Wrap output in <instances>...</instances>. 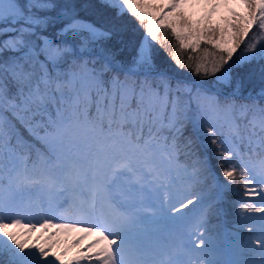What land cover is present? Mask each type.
I'll return each instance as SVG.
<instances>
[{
	"label": "snow or ice",
	"instance_id": "obj_1",
	"mask_svg": "<svg viewBox=\"0 0 264 264\" xmlns=\"http://www.w3.org/2000/svg\"><path fill=\"white\" fill-rule=\"evenodd\" d=\"M180 4L0 0V264H264V0L228 29ZM162 25L217 51L169 64Z\"/></svg>",
	"mask_w": 264,
	"mask_h": 264
},
{
	"label": "rangeland",
	"instance_id": "obj_2",
	"mask_svg": "<svg viewBox=\"0 0 264 264\" xmlns=\"http://www.w3.org/2000/svg\"><path fill=\"white\" fill-rule=\"evenodd\" d=\"M152 2L157 5H167L168 4V0H152ZM182 3H184L185 5L182 6ZM181 7L183 10L181 9ZM164 10L167 11L166 8ZM234 12L241 13V14H244L246 12V9L241 4V0H181L179 9H176L175 12L169 13V16L172 17L173 20L176 21L178 30H181L179 27L181 23V21L179 20L180 16H183L185 19H187V21L192 25L193 29H204L208 26H211L214 28H220V29H228L230 22H234V19H235L233 16ZM162 27H165V26L162 25ZM182 31L186 32L187 29H183ZM250 32L251 30L249 31V34ZM217 35H219V33H217ZM244 39H245V42H247L248 38L245 37ZM190 42H194V40L186 41V43H190ZM203 46H205L206 48H204ZM225 46H231V45L228 44ZM200 48L204 50L207 49L209 53V56H208L209 60L212 59L211 53L217 51L211 45H208L206 43V39L201 40ZM243 48H244V44H241L240 48H238L235 54L233 55V59H235L236 56L239 55L240 52H242ZM186 49H190V48H186ZM197 50H195L194 52L196 53ZM195 63H192L193 66L195 65ZM195 82L196 81H194L193 83ZM181 159L183 160L184 158L182 157ZM189 161L191 163L192 160L190 159ZM54 222H60V221H54ZM79 235L80 234L75 233V232L61 234V236L66 237V239L63 240L65 242H67V240L71 241V239L75 237L79 238ZM87 242L88 241L85 240L83 244L86 245ZM74 245H75V242L71 243L70 245L68 244V247L65 246L64 249H67L68 253H74L75 255L77 254V252L83 250L81 246L79 245L74 246Z\"/></svg>",
	"mask_w": 264,
	"mask_h": 264
},
{
	"label": "trees",
	"instance_id": "obj_3",
	"mask_svg": "<svg viewBox=\"0 0 264 264\" xmlns=\"http://www.w3.org/2000/svg\"><path fill=\"white\" fill-rule=\"evenodd\" d=\"M185 4L182 3V6H184ZM180 7V6H179ZM179 7L177 9H179ZM182 9V7H181ZM183 10V9H182ZM213 12V11H212ZM210 14V13H209ZM163 28L164 27H161V31L158 33V36L161 38L162 41H164V44H163V47L160 48V56L163 60L167 61L169 64H171L172 62L168 59V54L171 53V52H176V54L185 61V63H195L196 62V59L197 57H202L204 55V49H198L197 52L195 53L193 50L191 49H184L183 51H179L178 48H177V42L176 40L174 39V36L173 34L171 33V31H168L167 33H165L163 31ZM256 31V28L255 26L251 29V32L250 34L246 37L248 38L247 42L251 39L253 33ZM167 36V39L164 40V37ZM159 47V46H158ZM204 48H206L205 46H203ZM235 54V53H234ZM233 54V55H234ZM189 56H192L194 59L192 61H188V57ZM179 73L181 75L182 78L184 79H187L190 83H193L194 81H198L200 79V77H197L195 76L192 71L190 69H188L187 67L184 68V69H180L179 70ZM192 108L195 107V102L193 101L192 102ZM23 131V130H22ZM188 131L190 132L191 131V126L189 125V129ZM24 135L26 138L28 139H31L27 132H24ZM197 152H199V154L201 156H204L205 155V152L204 150H202L199 146H197ZM207 156H208V159L210 160V163H211V166L214 168L215 170V173L217 175H219L221 169L219 167V164H218V161L215 159V155L214 153L211 151V150H208L207 151ZM192 160L193 158H188V162L190 163L189 160ZM221 179H223L221 177ZM237 184L239 186L240 184V181L238 180L237 181ZM236 199H238V197H236L235 195H231V201H235ZM235 218V213L233 212L227 219L229 221V225L228 226H231V221H233ZM223 217H221V221H223ZM213 222H217V221H213ZM246 231V229L244 230ZM61 243L53 249L54 252H56L58 255L61 254L65 249V246L68 247V244H71V243H74V241H76L77 239L76 238H72L71 241H68L65 242L63 241V239H66V237H59ZM69 242V243H68ZM75 257V254L74 253H67V255L64 257L65 260H69V259H72ZM51 258V257H50Z\"/></svg>",
	"mask_w": 264,
	"mask_h": 264
}]
</instances>
